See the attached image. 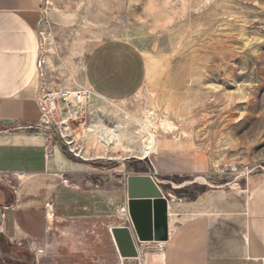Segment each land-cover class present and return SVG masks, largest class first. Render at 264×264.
Segmentation results:
<instances>
[{
	"label": "rangeland",
	"instance_id": "1",
	"mask_svg": "<svg viewBox=\"0 0 264 264\" xmlns=\"http://www.w3.org/2000/svg\"><path fill=\"white\" fill-rule=\"evenodd\" d=\"M42 14L44 82L53 90H82L86 101L82 110L70 103L74 113L57 108L35 127L66 153L60 167L77 192L73 207L65 191L48 206L57 247L18 243L1 231L0 264H118L110 228L126 206L131 173L151 171L165 191L192 197L208 184L241 183L244 176L219 171L224 164L264 170V0H43ZM113 39L139 53L145 79L135 94L109 101L88 86L84 59ZM101 124L116 129L113 143L103 144L87 129L100 132ZM60 129L84 156L68 150ZM152 134L154 152L140 158ZM193 154L213 156L215 169L197 172L192 183L187 174L169 171Z\"/></svg>",
	"mask_w": 264,
	"mask_h": 264
},
{
	"label": "crops",
	"instance_id": "2",
	"mask_svg": "<svg viewBox=\"0 0 264 264\" xmlns=\"http://www.w3.org/2000/svg\"><path fill=\"white\" fill-rule=\"evenodd\" d=\"M42 3L0 0V232L18 243L51 241L52 250L58 246L52 244L58 236L53 238L57 233L52 231L49 207L62 191L67 205L73 207L77 191L67 168L60 167V156L66 153L35 127L42 118L36 101ZM84 76L95 94L116 101L142 87L145 63L125 41L106 40L86 55ZM49 148L52 154L47 156ZM214 160L193 154L168 169L193 177L186 180L192 183L198 181L197 172L215 169ZM68 167L72 169L70 163ZM132 174H149L162 186L151 171ZM63 177L69 182L63 183ZM161 189L166 199V238L137 241L138 263L264 264V170L242 177L240 184L230 180L208 184L192 197ZM124 192L126 206L111 227L129 225L134 233L127 211V179ZM117 194L122 195L120 189ZM81 198H86L84 189ZM110 245L118 264L130 262L119 254L112 232Z\"/></svg>",
	"mask_w": 264,
	"mask_h": 264
},
{
	"label": "water",
	"instance_id": "3",
	"mask_svg": "<svg viewBox=\"0 0 264 264\" xmlns=\"http://www.w3.org/2000/svg\"><path fill=\"white\" fill-rule=\"evenodd\" d=\"M127 195V211L134 233L129 225L111 228L119 254L125 258L138 256L137 241L165 239L167 230L166 199L151 175H129Z\"/></svg>",
	"mask_w": 264,
	"mask_h": 264
},
{
	"label": "built area",
	"instance_id": "4",
	"mask_svg": "<svg viewBox=\"0 0 264 264\" xmlns=\"http://www.w3.org/2000/svg\"><path fill=\"white\" fill-rule=\"evenodd\" d=\"M45 66H46V57L40 51L39 58L37 60L39 87L36 96V101L41 109V115H42L40 121H42L43 118L46 119L49 118L50 114H53V111L56 110L57 108L63 110V113L66 111L70 113H74L75 110L74 109L71 110L70 108L72 107H70L69 104L76 102L78 100L80 101L83 96L82 90H76L72 92L70 90H53L50 87H48L44 82ZM63 113L61 115L62 116L61 122L64 119ZM37 124L35 125L36 127ZM58 133L60 135L61 142L68 145V150L72 152L74 156H79L71 148V140H73V138H68L69 135L64 133L61 129L60 132ZM51 154H52V149L51 148L47 149L46 155L50 156ZM219 171L221 172L226 171L227 173L235 174L236 176L237 175L247 176L253 171V168H251L248 164L242 166L237 163L231 162L229 164H224V166ZM62 182L68 183L69 178L63 177Z\"/></svg>",
	"mask_w": 264,
	"mask_h": 264
},
{
	"label": "bare ground",
	"instance_id": "5",
	"mask_svg": "<svg viewBox=\"0 0 264 264\" xmlns=\"http://www.w3.org/2000/svg\"><path fill=\"white\" fill-rule=\"evenodd\" d=\"M72 92H74V91L72 90ZM85 101H86V96L83 95L80 101L79 100L76 101V104L74 105L75 109L80 108L82 110L84 107L83 105H84ZM100 127H101L100 132L98 130L93 129L92 127H89L87 129L91 130L93 133H96L97 137L99 138L100 141H102L103 144L109 145V144L113 143L114 140L116 139L117 135H118V133L117 132L115 133V131H114L116 129L114 127L105 126L102 124L100 125ZM154 134H152L149 137L148 141L143 143V145L141 146V148L139 150V157L140 158H144V157L146 158L147 156H150V154L152 152H154V145L156 143V138H155ZM77 154L79 156H84L81 151H78ZM132 258H134V257H126L125 259H132Z\"/></svg>",
	"mask_w": 264,
	"mask_h": 264
}]
</instances>
